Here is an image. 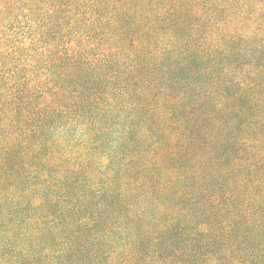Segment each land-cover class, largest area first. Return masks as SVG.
<instances>
[{"label": "trees", "instance_id": "1", "mask_svg": "<svg viewBox=\"0 0 264 264\" xmlns=\"http://www.w3.org/2000/svg\"><path fill=\"white\" fill-rule=\"evenodd\" d=\"M0 264H264V0H0Z\"/></svg>", "mask_w": 264, "mask_h": 264}]
</instances>
